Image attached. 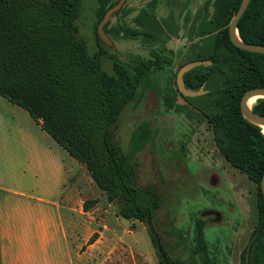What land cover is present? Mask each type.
<instances>
[{
	"label": "trees",
	"instance_id": "16d2710c",
	"mask_svg": "<svg viewBox=\"0 0 264 264\" xmlns=\"http://www.w3.org/2000/svg\"><path fill=\"white\" fill-rule=\"evenodd\" d=\"M117 1L98 0L99 18ZM240 2L212 0L211 19L219 29L212 53L201 58L211 64L195 66L183 74L187 88L203 86L205 92L194 97L179 94L206 118L217 149L230 165L255 182L258 217L239 264H245L249 241V264H264V196L260 188L264 133L240 111L243 94L264 87V53L243 50L229 38L228 25ZM148 4L153 6L154 0ZM81 6L82 0H0V96L26 110L85 166L107 200L117 204L116 216L147 226L148 216L156 220L163 199L155 184L138 183L135 155L151 138L152 128L148 122L137 125L127 152L115 140L113 128L128 104H138L148 90L161 92L153 76L166 59L130 53L123 61L115 53H107L112 72L106 71L100 61L102 52L91 54L86 40L78 34L75 21ZM104 30L107 32V25ZM237 30L244 42L264 44V0H250ZM139 34L136 30L128 32L131 36ZM96 39L99 41L97 27ZM253 110L264 115V97L257 99ZM95 202L85 200L83 210L88 211ZM193 222L195 244L186 247L189 257L195 261L201 255L205 264H214L203 236L205 219L197 217ZM97 237L98 232H94L87 243ZM179 238L180 244H186L182 234ZM157 253L158 264H184L168 253L165 257Z\"/></svg>",
	"mask_w": 264,
	"mask_h": 264
},
{
	"label": "rangeland",
	"instance_id": "374dc122",
	"mask_svg": "<svg viewBox=\"0 0 264 264\" xmlns=\"http://www.w3.org/2000/svg\"><path fill=\"white\" fill-rule=\"evenodd\" d=\"M149 1L125 0L111 14L105 23L111 45H106L96 39L101 20L98 0H82L75 21L78 34L86 40L91 54L102 52L101 65L108 72H112V63L107 53H115L123 61L130 53L166 59L164 67L153 76L161 92L148 90L138 104H128L113 128L114 138L127 152L137 125L148 122L152 128L151 138L136 152L135 172L140 185L155 184L162 194L163 203L153 224L163 251L184 264H205L201 255L192 261L186 249L195 244L193 221L202 217L212 262L239 264L257 222V186L219 152L206 118L187 103L175 84L181 64L212 53L219 29L211 19L212 0H154L153 6ZM132 30L140 34L128 35ZM0 103L10 102L0 97ZM78 176L83 178L87 199H96L85 213V228L80 225L78 230L79 254L84 255L87 249L90 235L86 237L85 232L90 227L99 236L104 234L100 242L96 240V248L87 253V263L158 264L147 226L139 220L116 216L117 204L93 186L87 171H79ZM77 206L82 214L79 200ZM179 234L186 244H180Z\"/></svg>",
	"mask_w": 264,
	"mask_h": 264
},
{
	"label": "crops",
	"instance_id": "0c3cea01",
	"mask_svg": "<svg viewBox=\"0 0 264 264\" xmlns=\"http://www.w3.org/2000/svg\"><path fill=\"white\" fill-rule=\"evenodd\" d=\"M79 171L87 170L26 110L0 103V264H88L104 234L79 254L88 212L78 213L87 199Z\"/></svg>",
	"mask_w": 264,
	"mask_h": 264
},
{
	"label": "water",
	"instance_id": "95a60500",
	"mask_svg": "<svg viewBox=\"0 0 264 264\" xmlns=\"http://www.w3.org/2000/svg\"><path fill=\"white\" fill-rule=\"evenodd\" d=\"M124 1L125 0H118L117 3L109 7L97 25L98 37L106 45H111V41L104 30V25L109 20L111 14L117 11L122 6ZM249 2L250 0H241L235 15L231 18L230 23L228 25L229 38L234 45H236L237 47L243 50L264 53L263 43H247V42H244L238 35L237 22L242 16V14L244 13ZM210 64H211V61L208 59H197V60L188 61L184 63L183 65H181L179 69L177 70L176 77H175V84H176L178 92L182 96H187V97H194V96L203 94L205 92L203 90V86H201L198 90L187 88L183 81V74L195 66L210 65ZM261 97H264V87L260 86V87H254V88L247 90L243 94L240 100V111L242 115L245 118H247L249 121L259 125L260 127L264 126V115L255 112L253 110V107L249 105L248 102L251 98H261ZM260 188L264 196V173L261 178ZM146 224H147V227L150 233L153 236L158 252L161 254L162 257H165L166 253L163 251L158 232L153 224V221L151 220L149 216L147 217ZM249 250H250V241L246 247L245 264H249Z\"/></svg>",
	"mask_w": 264,
	"mask_h": 264
},
{
	"label": "bare ground",
	"instance_id": "6f19581e",
	"mask_svg": "<svg viewBox=\"0 0 264 264\" xmlns=\"http://www.w3.org/2000/svg\"><path fill=\"white\" fill-rule=\"evenodd\" d=\"M253 102H254V98H251V99L249 100L248 104H249V105H252ZM262 128H263L262 132L264 133V126H262Z\"/></svg>",
	"mask_w": 264,
	"mask_h": 264
}]
</instances>
